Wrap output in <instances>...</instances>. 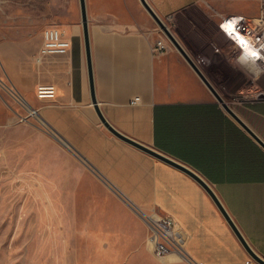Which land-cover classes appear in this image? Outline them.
Instances as JSON below:
<instances>
[{"label": "crops", "instance_id": "crops-1", "mask_svg": "<svg viewBox=\"0 0 264 264\" xmlns=\"http://www.w3.org/2000/svg\"><path fill=\"white\" fill-rule=\"evenodd\" d=\"M129 1L148 17L140 0H98L97 14L89 20L95 95L101 111L123 134L198 173L215 190L253 251L264 259V148L181 53L170 44V51H154L160 35L156 28L123 29L122 5ZM147 1L164 21H184L199 36L203 35L194 13L221 30L226 17L255 18L264 11V0H256L253 7L251 0L230 5L216 0ZM60 29L71 40L68 51L39 60L44 29L34 54L21 51L20 41L1 42L5 81L16 89L22 104L33 103L30 108L36 110L39 126L66 140L82 160L69 154L104 186L114 187L146 213L172 216L190 263L259 264L196 179L118 138L102 123L92 101L82 25ZM216 58L222 61L224 87L234 79L240 82L236 92L242 99L230 101L221 91L224 103L264 141V87L257 84L264 72L242 69L237 57L219 54ZM40 84L54 85L56 97H34ZM136 97L139 100L134 102ZM5 117H9L7 109Z\"/></svg>", "mask_w": 264, "mask_h": 264}, {"label": "rangeland", "instance_id": "rangeland-1", "mask_svg": "<svg viewBox=\"0 0 264 264\" xmlns=\"http://www.w3.org/2000/svg\"><path fill=\"white\" fill-rule=\"evenodd\" d=\"M86 2L90 20L97 14L98 0ZM128 3L122 5L125 31L152 25L168 41L167 51L171 46L180 53L149 14L144 17L134 2ZM257 4L250 1L252 7ZM193 18L203 36L184 21L165 23L215 89L230 101L241 100L236 92L239 80L224 87L222 61L216 58H236L238 48L206 18L197 13ZM75 23L82 25L80 0H0V264H192L174 254L155 256L144 211L131 208L91 176L71 151L39 126V117L21 119L33 103H18L5 89L1 42L20 41L21 51L34 54L40 31ZM257 84L264 87V75Z\"/></svg>", "mask_w": 264, "mask_h": 264}, {"label": "built area", "instance_id": "built-area-1", "mask_svg": "<svg viewBox=\"0 0 264 264\" xmlns=\"http://www.w3.org/2000/svg\"><path fill=\"white\" fill-rule=\"evenodd\" d=\"M233 17L242 18L240 23L237 25L239 34L257 41L259 46H264V44H262L264 43V11L259 17L255 18H245L243 16L226 17L221 21L220 27L223 23L229 21ZM222 32L226 35L224 30H222ZM226 36L229 38V35ZM230 40L238 45L234 36ZM70 46L71 40L67 38L63 30L56 26H48L43 31V43L39 50L40 55L38 60L41 57L52 54H65ZM167 47V42L163 39H159L153 49L156 52L163 53L167 51ZM257 63L264 67V61H258ZM6 88L11 95L20 101V96L13 86L5 83V89ZM56 95L57 89L54 85L40 84L37 86L36 96L40 99H54ZM138 100L139 97H136L133 101L137 102ZM20 102L22 103V101ZM31 115L37 116L36 110L33 108L29 109V114L27 116H21V119L27 121ZM143 214L148 228V242L151 246L153 254L157 257H165L174 254L189 260L184 246L177 239L175 219L169 215L153 216L152 214L150 215L146 212H143Z\"/></svg>", "mask_w": 264, "mask_h": 264}, {"label": "water", "instance_id": "water-1", "mask_svg": "<svg viewBox=\"0 0 264 264\" xmlns=\"http://www.w3.org/2000/svg\"><path fill=\"white\" fill-rule=\"evenodd\" d=\"M142 5L145 7V9L149 12V14L152 16V18L156 21V23L161 27V29L164 31V33L167 35V37L171 40V42L175 45V47L180 51V53L185 57V59L189 62V64L192 66V68L195 70V72L198 74V76L202 79V81L206 84V86L210 89V91L215 95V97L223 104L225 109L237 120L247 132L250 133V135L264 148V141L229 107L226 103H224L223 98L219 94V92L215 89V87L211 84V82L208 80V78L205 76V74L201 71V69L197 66L195 61L191 58V56L188 54V52L185 50V48L182 46V44L179 42V40L175 37V35L172 33V31L169 29L165 21L156 13V11L153 9V7L149 4L147 0H140ZM80 8H81V21H82V28H83V35H84V41H85V47H86V55H87V64H88V72H89V80H90V89H91V96L92 101L95 106V109L102 121V123L118 138L134 145L135 147L157 157L158 159L169 163L175 167L180 168L181 170L185 171L187 174L192 176L194 179H196L203 188L209 193V195L212 197L220 211L223 213L225 218L227 219L228 223L230 224L233 231L236 233L240 241L242 242L243 246L246 248V250L249 252V254L252 256L253 259H255L259 264H264V259L260 257L253 249L250 247V245L247 243L241 232L239 231L238 227L235 225L234 221L232 220L231 216L226 211L224 205L220 201L219 197L217 196L215 190L208 185V183L198 174L193 171L188 170L185 166L180 164L179 162L175 161L171 157H168L167 155L161 153L160 151L148 147L131 137L123 134L119 130H117L104 116L103 112L101 111L97 98L95 95V85H94V75H93V64H92V57H91V41H90V30H89V18H88V11H87V2L86 0H80ZM55 138L61 142L69 151H71L73 154H75L77 157H79L82 160V157L71 147V145L64 140L62 137H60L56 132H54ZM87 164V163H86ZM90 168L91 165L87 164ZM93 169V168H92ZM94 170V169H93ZM96 172V171H94ZM97 174V173H96ZM111 189L115 191L117 194H119L128 204L131 208L136 209V207L130 203L121 193L111 186Z\"/></svg>", "mask_w": 264, "mask_h": 264}, {"label": "clouds", "instance_id": "clouds-1", "mask_svg": "<svg viewBox=\"0 0 264 264\" xmlns=\"http://www.w3.org/2000/svg\"><path fill=\"white\" fill-rule=\"evenodd\" d=\"M241 19L240 17H233L229 20L233 22V26L235 27L234 36L238 35L239 37V39H235L241 49L240 55L237 57V63L242 69H248L249 71H253L254 74H258L260 71H264V67L257 63L258 61H264V46H259L257 41L239 34L237 25ZM229 38L231 39L232 37L229 36ZM240 40L245 43L241 44Z\"/></svg>", "mask_w": 264, "mask_h": 264}, {"label": "snow or ice", "instance_id": "snow-or-ice-1", "mask_svg": "<svg viewBox=\"0 0 264 264\" xmlns=\"http://www.w3.org/2000/svg\"><path fill=\"white\" fill-rule=\"evenodd\" d=\"M221 28L225 31L227 35L230 37L234 36L235 33V27L233 26L232 21H228L227 23L221 25ZM235 39H239L238 35L234 36ZM241 44L245 43L244 41L240 40Z\"/></svg>", "mask_w": 264, "mask_h": 264}, {"label": "bare ground", "instance_id": "bare-ground-1", "mask_svg": "<svg viewBox=\"0 0 264 264\" xmlns=\"http://www.w3.org/2000/svg\"><path fill=\"white\" fill-rule=\"evenodd\" d=\"M150 248H151V246H150Z\"/></svg>", "mask_w": 264, "mask_h": 264}]
</instances>
